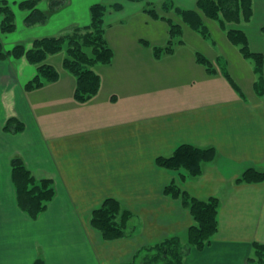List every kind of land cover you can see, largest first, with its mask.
Masks as SVG:
<instances>
[{
	"label": "crops",
	"instance_id": "obj_1",
	"mask_svg": "<svg viewBox=\"0 0 264 264\" xmlns=\"http://www.w3.org/2000/svg\"><path fill=\"white\" fill-rule=\"evenodd\" d=\"M7 1L14 4L21 0ZM164 1L63 0L53 11H49L48 0L40 2H44L41 9L48 13L47 20L27 26V30L43 29L16 40L27 47L34 38L88 24L89 7L94 3L122 5L120 10L108 9L104 22L108 45L113 50L115 41H120L125 59L115 62L113 57L108 64L94 65L100 87L88 101L74 99L75 78L64 68V75L60 73L56 81L25 90L23 84L34 76L36 65L24 57L0 60V207L14 210V222L28 220L16 204L11 157L20 156L33 175L51 178L56 195L50 206L57 205L64 217L61 221L82 225L75 230L79 247L65 248V254L63 250L61 259L56 260L59 264L129 263L144 247L167 237H183L194 220L179 199L164 194L171 182L194 197L215 196L219 200L217 231L202 250L190 249L183 264H247L252 244H264V181L235 183L247 168L264 170V91L258 95L254 88L253 63H247L249 59L242 55L235 62L238 75H245V66L253 73L250 88L236 82L225 61L220 73L216 69L210 74L196 60L180 69L177 65L183 56H175L177 62L169 61L172 66L164 70L163 55L154 56L153 47L168 41V22L144 11L148 5L159 9ZM169 1L184 8L196 4V0ZM252 5L249 22L229 27L242 29L250 49L263 55L264 78V0H252ZM171 12L163 14L179 23ZM25 14L21 13L22 21ZM54 16L62 20L52 21ZM181 29L183 37L184 27ZM0 40L4 43L1 36ZM174 43L173 47L180 48L184 41ZM173 54L174 49L167 55ZM52 55L47 56V63L52 64ZM225 71L238 90L222 77ZM179 79L197 86L189 90L187 103H179L172 92L163 99L164 81ZM12 116L23 122L21 132L3 130L4 122ZM87 126L95 128V141L86 139L83 130ZM180 144L213 147L216 156L203 164L197 177L156 164L158 156L170 155ZM148 176H154L152 182L147 183ZM4 193L6 200L2 199ZM107 197L118 199L130 212L133 225L128 235L104 240L90 225L92 209ZM8 224L9 220L1 223ZM5 230L0 226V264H32L37 257L34 246L14 242L20 236L15 228L16 233Z\"/></svg>",
	"mask_w": 264,
	"mask_h": 264
},
{
	"label": "trees",
	"instance_id": "obj_2",
	"mask_svg": "<svg viewBox=\"0 0 264 264\" xmlns=\"http://www.w3.org/2000/svg\"><path fill=\"white\" fill-rule=\"evenodd\" d=\"M42 0H21L16 6L26 11L23 22L27 26L44 23L48 13L39 4ZM139 1V0H130ZM63 0H48L49 11L59 8ZM13 3L0 0V33H10L15 30V13ZM122 5L114 3L105 5L94 3L89 7V22L77 26L66 33L34 38L30 46L22 42L13 44L6 49L0 40V60L9 57L18 59L24 57L29 63L36 65V73L24 84L25 90L40 88L46 83L56 81L59 73L54 65L47 63L48 55L56 54L65 49L62 66L75 78L73 96L78 102L91 99L99 90L100 76L93 70L95 64H108L113 58V50L105 38L104 16L108 9L120 10ZM144 11L154 19H164L168 22L169 39L165 46L153 47L154 56L173 50V39L180 36L181 24L163 13L173 11L183 23L199 33L202 37L210 38V31L205 18L214 20L225 31L228 40L236 45L241 55L252 61L256 74L254 88L258 95L264 91L262 76L263 55L250 49L246 33L239 28H231L229 24L247 23L253 12L252 0H196L194 8H184L165 0L159 5H148ZM162 12V13H161ZM264 35V26L261 27ZM147 44V41H144ZM195 60L204 66L205 70L214 74L216 68L202 53L196 52ZM224 76L238 90V86L227 71ZM24 124L16 117H9L3 124V130L10 133L21 132ZM216 156L213 147H197L191 144H180L168 156H158L156 164L169 170H183L190 177H197L202 172L204 163L211 162ZM10 176L14 186L16 204L29 218L36 219L50 201L56 190L51 178H36L26 167L20 156L10 160ZM264 181V170L256 168L245 169L235 183H251ZM164 194L177 198L191 214L194 223L181 236H171L140 249L135 259L129 263L119 264H183L190 249L202 250L210 243L211 237L218 229L219 200L215 196L200 199L179 188L174 182L164 188ZM130 218V212L123 208L118 199L105 198L90 214V224L102 239L113 240L125 235V227ZM252 254L247 258V264H264V244L254 242ZM32 264H44L41 257H36Z\"/></svg>",
	"mask_w": 264,
	"mask_h": 264
},
{
	"label": "rangeland",
	"instance_id": "obj_3",
	"mask_svg": "<svg viewBox=\"0 0 264 264\" xmlns=\"http://www.w3.org/2000/svg\"><path fill=\"white\" fill-rule=\"evenodd\" d=\"M11 5L15 12L16 28L14 31L10 33H0V36L4 42L3 45L6 49L11 48L13 44L17 43L16 40H21L22 38H25L30 34H38L43 29V28H31V30H27L29 29L28 28L29 26L27 27V25L24 24V22L22 21V16H21V13H25L26 11L19 9L15 3ZM42 6L44 7V2L39 4L40 8H42ZM170 16L174 17L175 19H178V21H180L179 23L181 24V26L184 27V36L183 37L178 36V35L175 36V38L173 39L175 41L174 46L177 44L178 40H183L184 44L180 48L173 47L174 54L172 56L167 55L168 53H165V52L160 55V56L163 55L162 63H163L164 70L172 66V64H170L169 61H176L175 56H183V62L178 61V63L180 64H178L177 66L180 69H187L190 65V62L195 61L196 52H200L211 61L212 65L217 69V72L218 70L220 71L223 61H225L226 63L228 62L227 65H225V67L227 68L229 72L232 73V76L236 80V82L242 87H246V88L251 87V84H250L251 82H249V80L252 79L253 73L251 72L250 68L247 66H245V69H246L245 75H238L236 73L235 62L237 63L238 59H240L239 57H242V56H240L241 54L239 52L238 47L236 45L231 44V42L228 40L227 36L225 35V32L219 30L218 25L214 20L205 18L208 23V24L206 23V25H208V28L210 31L209 32L210 38H208L207 40L206 38L202 37L199 33L195 32L188 25L183 23L179 17L177 18V15L174 12H171ZM60 20H62L61 16H54L52 19V21H55V22H58ZM148 27H151V26H148ZM63 33H66V32H63ZM214 39L215 41L213 43L212 41ZM166 43L164 42V40H162L160 43L161 45L159 46L163 47L166 45ZM113 50H114L113 57L115 58V62L117 61L121 62L123 59H125V52H124L123 46L120 41H115L113 45ZM64 56H65V49H62L61 51L52 55L49 58L50 62H52V64L55 66L59 74L63 72V66L61 64H62V59ZM246 61L247 63L252 65L250 60H246ZM182 63L184 67H182ZM243 63H246V62L244 61ZM201 67H204V66L201 65ZM62 75H64V73ZM221 75L223 78H226L224 74H221ZM186 82H187L186 79H179L178 81H173V83L171 82V80H168V81L165 80L164 89L160 92L162 95V98L163 99L168 98L169 92H172L175 94L174 98L179 100V103H187V100L189 99L187 95L189 90L196 89L197 86L196 85L188 86ZM154 87H152V89L156 90V88ZM158 95H159V89L157 90V95L155 96L158 97ZM83 131L86 133L85 134L86 139L95 141L96 135L94 133L95 132L94 127L87 126L84 128ZM10 171H11V168H10ZM35 177L42 178V177H37V176ZM98 179L101 180L102 176H99ZM138 179H141V177H139ZM153 179H154V176L152 177L148 176L147 183L149 181L152 182ZM3 196L4 197H2V199L6 200L5 193ZM50 202L48 203L47 208L42 213H40L36 219H31L24 213L25 217L28 220L23 221L19 219L20 218L19 217L18 218L19 220L17 222L13 221V219L15 218L13 214V211H14L13 209H9L7 206L5 209L3 207H0V226L6 229L5 231L12 232V233L15 228V231H17L20 236L17 235L16 236L17 238L14 239V242L23 243L24 241H26V243H29V245H33L34 251L37 254V257H41L44 260V264H46V262H48L49 264H52V263L59 264L58 262H56V260L61 259L60 253L63 250H64L63 255L65 254L66 252L65 248H70V247L78 248L79 247V241L76 238V234H75L77 233V231L75 230L79 229L82 225L78 223L79 225L78 226L75 224L67 223L65 221H61L60 219L62 218L64 219L63 215L60 214L59 213L60 211L57 210L58 209L57 205L50 206ZM5 220H9L10 224L1 225L2 221H5ZM89 222H90V217H89ZM132 225H133L132 220L131 221L128 220L127 225L125 227L126 235L130 233ZM19 249L21 251L22 248H19Z\"/></svg>",
	"mask_w": 264,
	"mask_h": 264
}]
</instances>
